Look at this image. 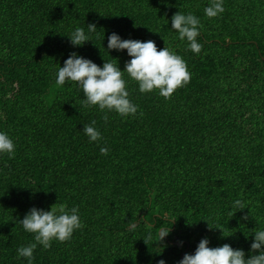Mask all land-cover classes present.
Masks as SVG:
<instances>
[{
  "label": "trees",
  "instance_id": "obj_1",
  "mask_svg": "<svg viewBox=\"0 0 264 264\" xmlns=\"http://www.w3.org/2000/svg\"><path fill=\"white\" fill-rule=\"evenodd\" d=\"M209 3L0 0V130L16 146L14 157L0 155V264H28L16 250L34 236L19 219L54 203L77 206L84 227L38 246L32 264H177L204 237L248 253L264 227V0H224L215 18L204 14ZM177 11L200 18L199 55L170 28ZM91 23V40L74 47L67 35ZM112 32L174 49L190 82L165 99L140 93L125 73L138 112L105 120L75 83L57 86L53 71L73 52L123 69L127 50L106 49ZM92 121L98 142L82 130ZM237 199L249 209L231 217ZM161 227L170 233L156 241Z\"/></svg>",
  "mask_w": 264,
  "mask_h": 264
},
{
  "label": "clouds",
  "instance_id": "obj_2",
  "mask_svg": "<svg viewBox=\"0 0 264 264\" xmlns=\"http://www.w3.org/2000/svg\"><path fill=\"white\" fill-rule=\"evenodd\" d=\"M224 11V0H210L209 5L204 8V14L208 18H215ZM201 27L200 18L191 12L177 11L171 17L170 28L176 31L179 40L186 41L188 49L197 55L203 47L198 41ZM96 28L94 23L87 25V32L84 28L76 27L67 36L74 47L83 46L86 41L91 40L89 34L94 33ZM106 49L108 52L127 50L130 59L125 62L123 69L117 61L104 60L103 65L99 66L91 59L73 52L64 60L63 66L59 64L53 71L57 86L62 87L66 82L75 83L83 91V105L89 108L98 107L99 111L105 113V120L108 119L109 112H115L121 117L135 116L138 112V105L130 99L127 81L124 79L125 73L138 84L140 93L157 91L165 99H170L178 88L190 82L191 75L186 61L170 47L158 49L154 40L122 39L118 33L112 32L108 36ZM95 124L96 122L92 121L83 126L82 130L89 142H98L102 139L101 132ZM15 149V143L10 135L0 130V155L7 154L12 158ZM100 152L107 155L109 149L101 147ZM245 208L248 207L242 200H234L230 205V209L234 210L231 217L236 211ZM248 218V215L242 217L244 221ZM19 223L25 232L34 236V242L20 246L16 250L17 258L28 260V264H32L34 251L38 246L48 249L53 241L61 243L69 241L76 230L84 227L78 207L69 208L65 203L59 205L54 203L48 210L33 206L23 219H19ZM209 228L221 229L223 236L233 233L225 234V230L216 225L209 224ZM169 233L170 228L161 227L159 239L156 241H164ZM251 235L254 238L247 254L243 248H234L228 243L210 247L209 238L204 237L199 241L194 253H185L177 264H264V227L255 228ZM158 264H166V261L161 259Z\"/></svg>",
  "mask_w": 264,
  "mask_h": 264
},
{
  "label": "water",
  "instance_id": "obj_3",
  "mask_svg": "<svg viewBox=\"0 0 264 264\" xmlns=\"http://www.w3.org/2000/svg\"><path fill=\"white\" fill-rule=\"evenodd\" d=\"M189 247H190V245H188V247H187V249L185 250L183 256L185 255V253H187V251L189 250ZM183 256H182V258H183Z\"/></svg>",
  "mask_w": 264,
  "mask_h": 264
},
{
  "label": "flooded vegetation",
  "instance_id": "obj_4",
  "mask_svg": "<svg viewBox=\"0 0 264 264\" xmlns=\"http://www.w3.org/2000/svg\"><path fill=\"white\" fill-rule=\"evenodd\" d=\"M187 249V248H186ZM190 251V247H189V250L187 251V253ZM195 250H193L191 253H194Z\"/></svg>",
  "mask_w": 264,
  "mask_h": 264
}]
</instances>
